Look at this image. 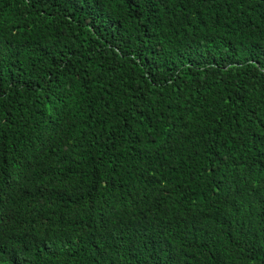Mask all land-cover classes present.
<instances>
[{
    "label": "trees",
    "instance_id": "1",
    "mask_svg": "<svg viewBox=\"0 0 264 264\" xmlns=\"http://www.w3.org/2000/svg\"><path fill=\"white\" fill-rule=\"evenodd\" d=\"M0 264H264V0H0Z\"/></svg>",
    "mask_w": 264,
    "mask_h": 264
}]
</instances>
